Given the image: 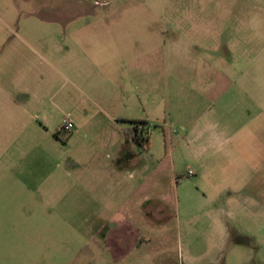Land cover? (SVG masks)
Segmentation results:
<instances>
[{
  "label": "rangeland",
  "instance_id": "1",
  "mask_svg": "<svg viewBox=\"0 0 264 264\" xmlns=\"http://www.w3.org/2000/svg\"><path fill=\"white\" fill-rule=\"evenodd\" d=\"M260 57L264 0H0V264H235L218 205L264 165ZM129 147L124 194L90 193Z\"/></svg>",
  "mask_w": 264,
  "mask_h": 264
},
{
  "label": "crops",
  "instance_id": "2",
  "mask_svg": "<svg viewBox=\"0 0 264 264\" xmlns=\"http://www.w3.org/2000/svg\"><path fill=\"white\" fill-rule=\"evenodd\" d=\"M73 120L75 122L74 130H77L78 121L75 118ZM258 144L261 146V142ZM110 146L114 149L116 145L111 143ZM129 148L131 150L122 148V153L110 157L113 161L108 162L106 159L109 158L106 156L97 157L96 161H93L98 166L96 171L90 175V178L86 179V189L90 193L110 194L112 196L124 194L125 174L118 170V164L122 165L123 160L126 158L131 162L133 170L134 168L136 170L140 168V151L133 147ZM257 157L256 159H261L260 155ZM146 168L147 173L144 171L140 177L142 180L147 177L149 180L154 172L153 170L150 171L148 163ZM191 169L193 170V168ZM106 170L109 171L106 172ZM194 172L196 173V170ZM241 178L242 185H237L231 181L226 203L223 202L222 205H218L219 209L228 211V237L233 243V249L228 258L235 264H240L239 261H243V264H264V165L262 166L260 161L258 169L247 172ZM42 184L37 183L36 188L41 189ZM22 185L19 186L29 189L28 183L23 181ZM103 201L106 204V199H103ZM241 232H244V235ZM242 243L251 249L248 254H240L237 251V245Z\"/></svg>",
  "mask_w": 264,
  "mask_h": 264
},
{
  "label": "trees",
  "instance_id": "3",
  "mask_svg": "<svg viewBox=\"0 0 264 264\" xmlns=\"http://www.w3.org/2000/svg\"><path fill=\"white\" fill-rule=\"evenodd\" d=\"M135 123L134 128L128 129L130 136L133 138V140L139 145L143 146L148 149L150 144V133L148 132V128L145 127L146 121H132ZM141 123V124H140ZM73 131H67L62 126H60V129L57 131V134H69Z\"/></svg>",
  "mask_w": 264,
  "mask_h": 264
},
{
  "label": "built area",
  "instance_id": "4",
  "mask_svg": "<svg viewBox=\"0 0 264 264\" xmlns=\"http://www.w3.org/2000/svg\"><path fill=\"white\" fill-rule=\"evenodd\" d=\"M61 126L67 131H73L75 128V122L73 119L66 117L64 118ZM148 132L150 133V129H148ZM194 174H195L194 170L190 168L188 169L186 175H194Z\"/></svg>",
  "mask_w": 264,
  "mask_h": 264
},
{
  "label": "clouds",
  "instance_id": "5",
  "mask_svg": "<svg viewBox=\"0 0 264 264\" xmlns=\"http://www.w3.org/2000/svg\"><path fill=\"white\" fill-rule=\"evenodd\" d=\"M255 63L258 65L261 71L259 85H260L261 91H264V57L258 58V60Z\"/></svg>",
  "mask_w": 264,
  "mask_h": 264
}]
</instances>
